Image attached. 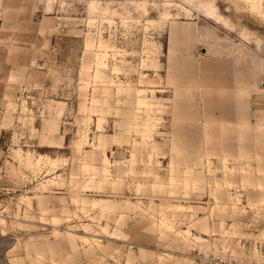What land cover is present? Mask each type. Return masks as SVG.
I'll return each instance as SVG.
<instances>
[{
    "label": "rangeland",
    "instance_id": "374dc122",
    "mask_svg": "<svg viewBox=\"0 0 264 264\" xmlns=\"http://www.w3.org/2000/svg\"><path fill=\"white\" fill-rule=\"evenodd\" d=\"M264 264V0H0V264Z\"/></svg>",
    "mask_w": 264,
    "mask_h": 264
},
{
    "label": "built area",
    "instance_id": "2783aa9c",
    "mask_svg": "<svg viewBox=\"0 0 264 264\" xmlns=\"http://www.w3.org/2000/svg\"><path fill=\"white\" fill-rule=\"evenodd\" d=\"M202 264H233L231 262H226L225 259L217 256V257H208L204 259Z\"/></svg>",
    "mask_w": 264,
    "mask_h": 264
}]
</instances>
